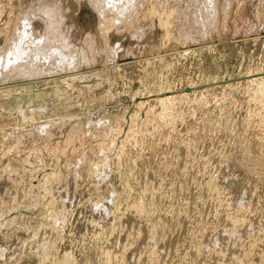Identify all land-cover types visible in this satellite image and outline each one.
<instances>
[{
    "label": "rangeland",
    "instance_id": "rangeland-1",
    "mask_svg": "<svg viewBox=\"0 0 264 264\" xmlns=\"http://www.w3.org/2000/svg\"><path fill=\"white\" fill-rule=\"evenodd\" d=\"M0 1V264H264V0Z\"/></svg>",
    "mask_w": 264,
    "mask_h": 264
},
{
    "label": "bare ground",
    "instance_id": "bare-ground-1",
    "mask_svg": "<svg viewBox=\"0 0 264 264\" xmlns=\"http://www.w3.org/2000/svg\"><path fill=\"white\" fill-rule=\"evenodd\" d=\"M2 1H3V0H2ZM0 2H1V1H0ZM113 2H114V1H113ZM116 2H117V1H116ZM135 2H136V1H135ZM114 3H115V2H114ZM130 3H131V1H130ZM98 4H100V3H98ZM105 4H106V3H105ZM112 4H113V3H112ZM120 4H121V3H120ZM122 4H124V3H122ZM128 4H129V3H128ZM138 4H139V3H138ZM139 5H140V4H139ZM97 6H98V5H97ZM121 6H122V5H121ZM129 6H131V5H129ZM101 7H102V6H101ZM114 7H115V6H114ZM116 7H117V6H116ZM133 7H134V6H133ZM133 7H132V8H133ZM136 7H137V6H136ZM97 8L100 9L99 7H97ZM120 8H121V7H120ZM120 8H119V9H120ZM139 8H140V7H139ZM123 9H124V6H123ZM127 9H128V8H127ZM135 9H136V8H135ZM142 9H143V7H142ZM151 10H152V9H151ZM101 11L103 12L104 10H101ZM105 11H106V10H105ZM105 11H104V12H105ZM115 11H117V10L115 9ZM133 11H134V10H133ZM98 12H99V10H98ZM121 12H122V11H121ZM127 12H128V11H127ZM131 12H132V11H131ZM99 13H100V12H99ZM123 13H124V12H123ZM133 13H134V12H133ZM139 13H140V12H139ZM103 14H104V13H103ZM127 14H128V13H127ZM129 14H130V13H129ZM122 15H123V14H122ZM138 15H139V14H138ZM160 15H161V14H160ZM125 16H126V15H125ZM127 16H128V15H127ZM32 17H33V16H32ZM114 17H115V16H114ZM129 17H130V16H129ZM161 17H162V16H161ZM125 18H126V17H125ZM127 18H128V17H127ZM113 19H114V18H113ZM113 19H112V20H113ZM160 19H161V18H160ZM18 20H19V19H18ZM30 20H31V19H30ZM114 20H115V19H114ZM124 20H125V19H124ZM149 20H150V19H149ZM157 21H158V20H157ZM109 22H110V21H109ZM160 22H161V21H160ZM31 23H33V22H31ZM129 23H130V22H129ZM132 23H133V22H132ZM165 23H166V22H165ZM125 24H126V23H125ZM119 26H120V25H119ZM164 26H165V25H164ZM100 27H101V26H100ZM26 28H28L27 25H26ZM26 28H25V29H26ZM125 29H126V28H125ZM31 31H32V30H31ZM100 32H101V31H100ZM137 32H138V31H137ZM102 34H103V33H102ZM104 34H105V32H104ZM99 35H100V34H99ZM104 36H105V35H104ZM132 38H133V37H132ZM189 38H190V37H189ZM102 40H103V39H102ZM16 41H17V40H16ZM104 41L106 42V40H104ZM41 43H42V42H41ZM14 44H15V43H14ZM16 44H17V43H16ZM106 48H107V47H106ZM104 49H105V48H104ZM8 50H9V48H8ZM53 50H54V49H53ZM55 50H57V49H55ZM58 50H59V49H58ZM41 52H42V51H41ZM50 52H52V51L50 50ZM53 52H54V51H53ZM14 53H15V52H14ZM57 53H58V52H57ZM57 53H56V54H57ZM61 53H62V52H61ZM103 53H104V52H103ZM17 54H18V53H17ZM28 54H29V53H28ZM44 54H45V53H44ZM46 54H47V53H46ZM54 54H55V53H54ZM54 54H53V55H54ZM56 54H55V55H56ZM59 54H60V53H59ZM64 54H65V53H64ZM64 54H63V55H64ZM60 55H61V54H60ZM115 55H116V54H115ZM65 56H66V55H65ZM56 57H57V56H56ZM47 58H48V57H47ZM51 58H52V57H51ZM51 58H50V59H51ZM59 58H61V57H59ZM109 58H110V57H109ZM55 59H56V58H55ZM61 59H62V58H61ZM70 59H71V58H70ZM72 59H73V57H72ZM48 60H49V59H48ZM68 60H69V59H68ZM23 61H24V60H23ZM54 61H55V60H54ZM58 61H59V60H58ZM65 61H66V60H65ZM106 61H107V60H106ZM9 62H10V61H9ZM18 62H19V61H18ZM21 62H22V61H21ZM60 62H61V61H60ZM60 62H59V63H60ZM4 63H6V62H4ZM22 63H23V62H22ZM50 63H51V62H50ZM54 63H55V62H54ZM10 64H11V63H10ZM25 64H26V63H25ZM56 64H57V62H56ZM61 64H62V63H61ZM61 64H60V66H61ZM5 65H6V64H5ZM7 65H9V64H7ZM9 66H10V65H9ZM12 66H13V65H12ZM7 67H8V66H7ZM7 67H6V68H7ZM35 67H36V66H35ZM54 67H56V66L54 65ZM61 67H63V66H61ZM65 67H66V66H65ZM123 67H124V66H123ZM127 67H128V66H127ZM15 68H16V67H15ZM25 68H27V66H26ZM44 68H45V67H44ZM51 68H52V67H51ZM131 68H133V66H132ZM1 69H2V68H1ZM19 69H20V68H19ZM61 69H62V68H61ZM61 69H60V70H61ZM5 70H6V69H5ZM28 70H29V69H28ZM38 70H39V69H38ZM11 71H12V70H11ZM19 71H20V70H19ZM14 72H15V71H14ZM17 73H18V72H17ZM21 73H22V75H23L24 72H21ZM36 73H37V72H36ZM56 73H57V71H56ZM7 74L10 75L11 72H10V74H9V73H7ZM27 74H28V73H27ZM50 74H51V73H50ZM12 75H14V74H12ZM32 75H33V73H32ZM34 75H35V74H34ZM36 75H37V74H36ZM36 75H35V76H36ZM20 76H21V75H20ZM20 76H19V77H20ZM92 76H93V75H92ZM92 76L88 77V79L92 78ZM3 78H4V77H3ZM12 78H13V76H12ZM16 78H17V77H16ZM24 78H26V76H24ZM79 78H81V77H79ZM19 79H20V78H19ZM77 79H78V78H77ZM77 79H76V80H77ZM49 84H50V83H49ZM20 85H21V84H20Z\"/></svg>",
    "mask_w": 264,
    "mask_h": 264
},
{
    "label": "water",
    "instance_id": "water-1",
    "mask_svg": "<svg viewBox=\"0 0 264 264\" xmlns=\"http://www.w3.org/2000/svg\"><path fill=\"white\" fill-rule=\"evenodd\" d=\"M231 81H233V80H231ZM230 82V81H229Z\"/></svg>",
    "mask_w": 264,
    "mask_h": 264
}]
</instances>
